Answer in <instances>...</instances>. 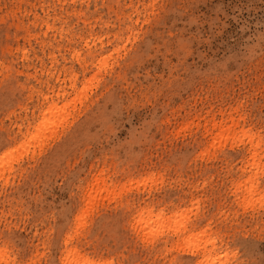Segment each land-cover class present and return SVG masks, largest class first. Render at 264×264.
Here are the masks:
<instances>
[{"label": "rangeland", "instance_id": "1", "mask_svg": "<svg viewBox=\"0 0 264 264\" xmlns=\"http://www.w3.org/2000/svg\"><path fill=\"white\" fill-rule=\"evenodd\" d=\"M0 159L8 264H264V0H0Z\"/></svg>", "mask_w": 264, "mask_h": 264}, {"label": "bare ground", "instance_id": "2", "mask_svg": "<svg viewBox=\"0 0 264 264\" xmlns=\"http://www.w3.org/2000/svg\"><path fill=\"white\" fill-rule=\"evenodd\" d=\"M46 98H48V96L46 97ZM48 100V99H47ZM44 103V102H43ZM48 110L45 112V115H46V118L44 119V121L41 123V125H39V128L37 129V132L36 133H33V135H31V137L32 138H34V135L35 134H39V132L40 131H43V129L42 128H48L51 124H53V123H55V121H54V117L56 116V113L58 112V111H56L57 110V106L55 105V104H50V106L47 108ZM46 123H48L47 125H46ZM44 128V129H45ZM232 129V128H231ZM46 130V129H45ZM232 131V130H231ZM247 132H248V130H246ZM230 132V131H229ZM237 132V131H236ZM247 132H243L242 131V133H245V134H247V135H249L250 134V130H249V134L247 133ZM29 133H30V131H29ZM43 132H41V134H42ZM45 133V132H44ZM231 133V132H230ZM239 133V132H238ZM40 134V135H41ZM237 134V133H236ZM244 134V135H245ZM27 135V134H26ZM37 136V135H36ZM39 136V135H38ZM44 136H45V134H44ZM50 136V135H49ZM28 137V136H27ZM237 137V136H236ZM245 138L246 137H248V136H244ZM249 137H250V135H249ZM44 138V137H43ZM237 138H239V137H237ZM251 138V137H250ZM252 138H253V136H252ZM36 139V138H35ZM46 139V138H45ZM32 140V139H31ZM44 141V140H43ZM29 142H30V140H29ZM36 142V141H35ZM32 144H33V140H32V142H31ZM30 143V144H31ZM29 144V143H28ZM35 145V144H34ZM252 146V145H251ZM29 148H30V146H29ZM1 160V159H0ZM5 161V160H4ZM3 161V162H4ZM1 162H2V160H1ZM0 164H2V163H0ZM6 163L4 162V164H2V166H6L7 167V164L5 165ZM1 167V166H0ZM5 167V168H6ZM2 169H3V167H2ZM0 171H2L1 170V168H0ZM2 173V172H1ZM3 174V173H2ZM1 175V174H0ZM2 176V175H1ZM255 184V183H254ZM253 189H254V187H253ZM256 189H257V187H256ZM256 189H254V190H256ZM252 190V189H251ZM253 190V191H254ZM258 190V189H257ZM253 191H251V192H253ZM250 192V191H249ZM255 193H258V192H256L255 191ZM255 193H253L254 195H255ZM259 195V194H258ZM253 197V196H252ZM147 208H145V210H146ZM151 210V209H150ZM150 210L148 211V215L151 217V216H153V215H150L151 213H153V211L152 212H150ZM153 210V209H152ZM147 212V211H146ZM155 212V211H154ZM141 213H143V215H144V211L143 212H141ZM154 214V213H153ZM161 213H158V215H155L154 214V217H156V219H158V220H160L161 218H162V220H160L161 221V223H162V225L164 224L162 221H163V219L165 218V217H161L162 215H160ZM147 215V217L148 218H150L149 216ZM142 216V215H141ZM140 216V217H141ZM146 216V215H145ZM145 218V217H144ZM148 218H147V220H148ZM141 220L143 221V216H142V218H141ZM144 220H146V218L144 219ZM153 221H155V220H153V218H152V222ZM164 221H166V220H164ZM146 222V221H145ZM156 223L158 222L157 220L155 221ZM148 224L150 223V222H147ZM166 223V222H165ZM147 224V227H151L152 226V223H150V225H148ZM160 224V223H159ZM157 225V224H156ZM161 224H160V226H162ZM165 226V225H164ZM153 227V226H152ZM198 250H200V248H198ZM7 252V251H6ZM6 252H5V254H6ZM69 252H71V251H69ZM2 253H4L3 252V250H2ZM1 253V251H0V263L2 264V262L1 261H3L4 259H5V257H3V255H5V254H2ZM72 253V252H71ZM71 253H69V254H71ZM68 254V255H69ZM9 255V254H8ZM71 255H74V253L73 254H71ZM211 255V253L209 254V255H207L204 259V261H208V256H210ZM4 258V259H1V258ZM8 257V256H7ZM10 257V256H9ZM66 257V256H65ZM7 259V258H6ZM66 262H67V264L69 263V264H94V263H92L91 261H85V260H81L79 257H76V256H72L71 257V259H70V255L69 256H67L66 257ZM70 259V260H69ZM11 260V259H10ZM8 260H6V261H3V263L4 264H8V262H7ZM10 262V261H9ZM12 264H14V262H11Z\"/></svg>", "mask_w": 264, "mask_h": 264}]
</instances>
